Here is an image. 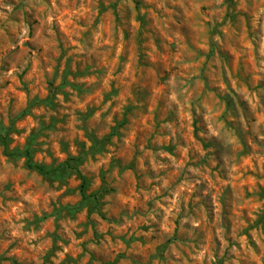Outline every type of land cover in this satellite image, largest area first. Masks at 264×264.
<instances>
[{
  "label": "rangeland",
  "instance_id": "rangeland-1",
  "mask_svg": "<svg viewBox=\"0 0 264 264\" xmlns=\"http://www.w3.org/2000/svg\"><path fill=\"white\" fill-rule=\"evenodd\" d=\"M0 264H264V0H0Z\"/></svg>",
  "mask_w": 264,
  "mask_h": 264
},
{
  "label": "trees",
  "instance_id": "trees-1",
  "mask_svg": "<svg viewBox=\"0 0 264 264\" xmlns=\"http://www.w3.org/2000/svg\"><path fill=\"white\" fill-rule=\"evenodd\" d=\"M7 152V151H6ZM7 155H19V156H25L27 158V166L28 168L30 169H33V170H36L38 173L42 174V175H48V174H51L53 172H55L56 170L54 171H51L49 169H46L45 167L43 166H40V165H35L31 162V158H30V154L28 151H25V152H11V153H8L7 152ZM73 162H75V164H72ZM77 163H78V159H69L68 161H66L64 163V166H61V167H64L66 169H74L76 170L77 168ZM59 167V168H61ZM83 180V179H82ZM82 189L84 188V182H83V185L81 187Z\"/></svg>",
  "mask_w": 264,
  "mask_h": 264
}]
</instances>
